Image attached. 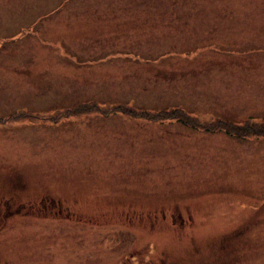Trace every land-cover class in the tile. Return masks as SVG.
Returning a JSON list of instances; mask_svg holds the SVG:
<instances>
[{"label":"rangeland","instance_id":"obj_1","mask_svg":"<svg viewBox=\"0 0 264 264\" xmlns=\"http://www.w3.org/2000/svg\"><path fill=\"white\" fill-rule=\"evenodd\" d=\"M261 120L264 0H0V264H264Z\"/></svg>","mask_w":264,"mask_h":264},{"label":"trees","instance_id":"obj_2","mask_svg":"<svg viewBox=\"0 0 264 264\" xmlns=\"http://www.w3.org/2000/svg\"><path fill=\"white\" fill-rule=\"evenodd\" d=\"M88 7H90V6H88ZM69 55H73V57L74 58H76V59H78V60H81V61H83V60H85V58H82V59H79V58H77L75 55H77V54H73V53H71V52H69L68 53ZM110 107H113V108H119L120 106H118V105H111ZM77 109V105H75L74 107H70V109L68 108V109H66V111L68 112V111H74V110H76ZM172 111L173 110H170L169 112H164V113H166V114H169V116L170 117H174V115H172ZM179 112V114L180 115H182V112L181 111H178ZM155 113V112H154ZM59 114H62V113H59ZM244 122V121H243ZM228 126L226 127V129L225 130H229V128H231V133H239V134H241L240 136H244V135H246L245 133H241V132H244V131H249V132H251V133H249V134H255V135H260V136H264V120H261L260 122H244L241 126L242 127H240L239 128V130L240 131H238V130H236V129H238V128H236V127H239V126H236L235 124H231V123H228L227 124ZM226 131V132H227Z\"/></svg>","mask_w":264,"mask_h":264},{"label":"flooded vegetation","instance_id":"obj_3","mask_svg":"<svg viewBox=\"0 0 264 264\" xmlns=\"http://www.w3.org/2000/svg\"><path fill=\"white\" fill-rule=\"evenodd\" d=\"M7 215H9V213H7V214H4V215L2 216V218H3V217H6ZM137 246H138V245H137ZM137 246H136V247H137Z\"/></svg>","mask_w":264,"mask_h":264}]
</instances>
